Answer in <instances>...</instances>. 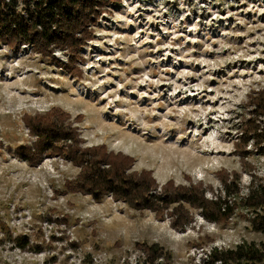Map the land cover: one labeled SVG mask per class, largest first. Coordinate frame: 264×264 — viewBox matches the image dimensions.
I'll return each instance as SVG.
<instances>
[{"label": "rangeland", "instance_id": "1", "mask_svg": "<svg viewBox=\"0 0 264 264\" xmlns=\"http://www.w3.org/2000/svg\"><path fill=\"white\" fill-rule=\"evenodd\" d=\"M93 26L92 39L64 68L28 46L0 43V264H131L137 243H157L173 264H204L213 248L264 243L239 208L228 224L195 222L185 232L105 196L70 192L77 166L45 157L29 166L24 115L56 110L83 147L134 159L132 172L157 183L220 186L217 172L264 178V155L234 152L239 112L264 88V0H114ZM251 150L250 146H247ZM27 245L21 249L17 238Z\"/></svg>", "mask_w": 264, "mask_h": 264}, {"label": "trees", "instance_id": "2", "mask_svg": "<svg viewBox=\"0 0 264 264\" xmlns=\"http://www.w3.org/2000/svg\"><path fill=\"white\" fill-rule=\"evenodd\" d=\"M114 0H0V43L17 51L28 46L41 57L56 60L62 51L61 64L75 75V62L83 47L92 39L93 26ZM66 114L51 110L42 115H24L22 121L34 137L27 148L17 150L29 166L39 165L45 157H63L79 168L75 178L66 184L70 192L89 195L95 202L109 196L136 211L148 210L156 219H169L170 227L185 232L195 222L190 210H197L209 223L228 224L239 210L251 231L264 233V178L250 172L244 187L237 171L217 172L220 186L202 182L189 185L168 180L159 184L150 172L133 171L134 159L122 153L107 151L103 145L83 147L76 129L66 124ZM238 134L234 152L242 165L250 166L245 157L264 155V88L247 95L239 112ZM250 146L251 150L247 149ZM27 240L17 238L24 249ZM141 254L131 264H173V256L157 243H137ZM204 264H264V243L241 242L234 248H211Z\"/></svg>", "mask_w": 264, "mask_h": 264}]
</instances>
